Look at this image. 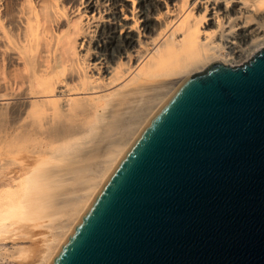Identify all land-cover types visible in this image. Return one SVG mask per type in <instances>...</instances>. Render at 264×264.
I'll return each instance as SVG.
<instances>
[{"label":"bare ground","instance_id":"1","mask_svg":"<svg viewBox=\"0 0 264 264\" xmlns=\"http://www.w3.org/2000/svg\"><path fill=\"white\" fill-rule=\"evenodd\" d=\"M11 1L0 0V46L23 78L17 94L0 90V105L15 101L22 145L5 155L2 141L0 176L20 173L0 188V244L30 241L49 264L174 90L264 47V0ZM32 245L12 259L33 262Z\"/></svg>","mask_w":264,"mask_h":264},{"label":"water","instance_id":"2","mask_svg":"<svg viewBox=\"0 0 264 264\" xmlns=\"http://www.w3.org/2000/svg\"><path fill=\"white\" fill-rule=\"evenodd\" d=\"M49 264H264V48L174 90Z\"/></svg>","mask_w":264,"mask_h":264},{"label":"rangeland","instance_id":"3","mask_svg":"<svg viewBox=\"0 0 264 264\" xmlns=\"http://www.w3.org/2000/svg\"><path fill=\"white\" fill-rule=\"evenodd\" d=\"M11 1V0H10ZM13 1V0H12ZM12 1L10 2L11 3V5H12ZM33 1V3H35V2H37V0H32ZM190 1V0H189ZM77 2H78V0H77ZM160 6H161V4H160ZM131 7H132V4H131ZM164 9V8H163ZM71 10V6L68 8V10H67V12L64 14V15H66L67 16V18H68V16H69V14L71 13V12H73L74 11V8L72 9V11H70ZM68 11H70V13L68 12ZM76 13V14H75ZM73 15H75V16H73V15H71V18L72 17H74V19H77L78 18V16H79V14L81 13V12H75ZM78 13V14H77ZM194 13H195V10H194ZM88 16V14H86V16H84V19H85V17H87ZM194 16H196V15H194ZM69 19V18H68ZM3 20H5L4 22H5V24L7 23V17L6 16H4V18H3ZM6 25H8V24H6ZM39 29L37 30V35H38V38L39 37H41V35H42V32L45 30V28H44V25H43V23H39ZM262 48H264L263 46L261 47V48H259V50L260 49H262ZM2 51V52H1ZM258 51V50H257ZM0 90H4V89H6L5 91L6 92H10V93H14V94H17V92H19V83L21 82V80H22V74L20 73V71H19V69L16 67V66H11V64H8V61H7V57L6 56H4L2 53H3V50H2V48H1V46H0ZM3 56V57H2ZM4 58V59H3ZM238 59H236L235 61L236 62H230V64H228V65H230V66H238V65H241V64H243L244 62H246V61H248V60H242V59H240V61L238 60ZM2 61V62H1ZM2 69V70H1ZM17 75V76H16ZM12 77V78H11ZM16 78V83L14 82V80H15V78ZM14 79V80H13ZM21 79V80H20ZM3 102V101H2ZM13 102V103H12ZM14 102L15 101H8V104L7 105H4L3 107L1 106L3 103H5V102H3V103H1V101H0V150H1V152H0V158H3L5 155H6V153H8V151L10 150V148L13 146V145H15L14 147H16V146H18L19 144H20V142L21 141H19V133H20V131H18V125L14 122V120H13V116L10 114V113H12V108H13V106H14ZM13 105V106H12ZM9 109V110H8ZM11 111V112H10ZM6 115V116H5ZM10 117V118H9ZM7 140H6V139ZM14 138V139H13ZM13 139V140H12ZM16 139L19 141V143H18V141H16ZM5 140V141H4ZM2 141H4V142H6L7 144H5L6 146H8V150H7V148L5 147V145H3V143H2ZM84 141H86V140H84ZM84 141H82V142H80V147L81 146H85V144H86V142H85V144H84ZM10 142V143H9ZM11 142H13L14 144H12L11 145ZM28 141H26V143H27ZM17 143H18V145H17ZM25 143V142H24ZM25 143V144H26ZM82 143V144H81ZM10 145V146H9ZM20 145H22V143L20 144ZM2 146H4V148L2 147ZM14 147H12V148H14ZM3 148V149H2ZM5 148H6V151L7 152H5V155H4V150H5ZM11 148V149H12ZM2 150H3V152H2ZM7 155H10V154H7ZM3 156V157H2ZM6 174H2L1 176H0V188L2 187V186H4L5 184H7V183H9V182H11L12 180H14V179H17L18 178V175L19 174H17V173H20V167L19 166H14V167H12L11 169H7V170H5L4 171ZM17 174V175H16ZM30 245H32V243L29 241H27V242H17V243H14V242H3V243H1L0 244V264H20V263H18V262H16L14 259H12L13 257H11L12 255H10V253L11 252H14L15 251V249L17 248V247H20V246H30ZM32 247H33V253H35V251H37L36 252V254H33L34 256V259L32 260L33 262H34V264H38L39 263V261H40V253H44V250H43V248L42 247H40V246H33L32 245ZM39 250H41V251H39ZM8 251V252H7ZM43 251V252H42ZM39 252V254H37ZM39 255V256H38ZM39 257V258H37V257ZM36 258V259H35ZM37 259H39V261H37ZM33 262H30L29 264H32ZM26 264H28V263H26Z\"/></svg>","mask_w":264,"mask_h":264}]
</instances>
